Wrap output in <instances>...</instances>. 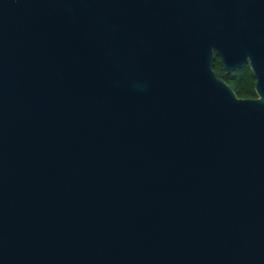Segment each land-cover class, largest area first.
<instances>
[{"label": "water", "instance_id": "water-1", "mask_svg": "<svg viewBox=\"0 0 264 264\" xmlns=\"http://www.w3.org/2000/svg\"><path fill=\"white\" fill-rule=\"evenodd\" d=\"M0 264H264V0H0Z\"/></svg>", "mask_w": 264, "mask_h": 264}, {"label": "trees", "instance_id": "trees-1", "mask_svg": "<svg viewBox=\"0 0 264 264\" xmlns=\"http://www.w3.org/2000/svg\"><path fill=\"white\" fill-rule=\"evenodd\" d=\"M214 71L218 78L225 81L232 88L238 98L255 99L258 97L255 91L256 80L249 66L228 74L223 69L220 59L216 58Z\"/></svg>", "mask_w": 264, "mask_h": 264}]
</instances>
